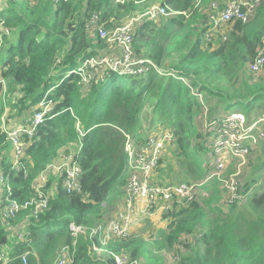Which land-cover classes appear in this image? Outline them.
I'll list each match as a JSON object with an SVG mask.
<instances>
[{
    "label": "trees",
    "instance_id": "1",
    "mask_svg": "<svg viewBox=\"0 0 264 264\" xmlns=\"http://www.w3.org/2000/svg\"><path fill=\"white\" fill-rule=\"evenodd\" d=\"M195 2L162 0L170 11L179 13L159 22L144 20L134 27L132 48L135 56L148 62L144 73L127 75L105 69L83 81L71 72L78 59L82 62L104 50L103 41L87 32V24L96 27L92 16L108 30L141 13L143 6L113 0H4L0 6V80L7 93L17 95L16 101L8 99V106L20 116L33 114L43 100L50 101L52 108L31 138H25L20 168L15 167L12 145L0 122V264H52L60 246L72 242L71 222L90 227L101 221L103 203L126 189L124 144L127 135L136 140L144 137L141 117L147 103L152 118L149 130H171L169 146L184 176L176 182L205 179L214 171L215 133L200 129L204 102L215 97L219 111L239 109L247 118L252 113L264 114L263 71L253 74L248 69L264 44V0L248 20L229 21L227 31L211 34L209 42L204 37L209 33L210 14L216 10L206 13ZM207 118L212 123L219 119ZM72 147L73 161L80 168L79 189L65 191L61 177L54 194L46 196L42 188L47 205L36 216L31 215L32 205L6 218L4 211L10 203L37 198L33 185L38 173ZM258 148L257 176L237 183L243 196L262 182L258 193L244 203H230L224 179L214 177L205 185L209 194L204 199L162 213L170 220L168 230L158 231L152 248L171 250V256L178 257L175 264H264V139ZM162 170L166 169L159 165L157 176L161 177ZM94 243L100 255L89 251L93 247L89 239L79 236L71 264H114L112 253L128 262L150 256L141 237ZM26 251L23 263L20 256ZM152 256L148 264H163Z\"/></svg>",
    "mask_w": 264,
    "mask_h": 264
},
{
    "label": "built area",
    "instance_id": "2",
    "mask_svg": "<svg viewBox=\"0 0 264 264\" xmlns=\"http://www.w3.org/2000/svg\"><path fill=\"white\" fill-rule=\"evenodd\" d=\"M126 0H115L117 3H123ZM260 0H229L228 6L221 13L211 15L213 26H221L229 21L240 20L246 21L250 18L253 10L258 5ZM225 8V7H224ZM179 11H170L169 8L154 5L148 8L144 13L131 17L130 21L122 23L112 29H105L103 26H98L96 16H92L91 22L97 27V37L103 42L110 45V50L104 49L81 62L77 68L71 72L79 74L83 81L93 79L99 70H111L120 74L139 75L148 69V62L141 57L135 56L132 48V39L134 34L135 22L144 20H156L159 17L171 14H177ZM187 16V15H186ZM212 26V27H213ZM212 30V29H211ZM207 41L211 38V33L206 35ZM147 64V65H146ZM264 68V44L258 49L254 59L248 64V69L253 74L259 73ZM52 108L50 101H40L36 106V111L32 116L18 123L11 129H2L5 131L8 140L11 142L14 153V164L16 168L19 166V158L23 156L24 140L31 138L35 128L42 123L45 114ZM246 117L239 111H232L226 117L218 119L214 124L220 128H224L226 119L228 120V129L234 130L245 124ZM3 123V122H2ZM227 127V126H226ZM247 141L245 146L246 153L243 159V164H238L237 171L241 169L247 162V156L257 145L259 140L264 139V114L257 117L254 121L246 124ZM216 134L214 135V137ZM254 140L255 142H253ZM171 130L164 127L150 129L144 134L142 140H136L133 137L126 136L124 150L127 156L128 179L126 183V200L124 202V210H119L113 218L101 220L90 227L76 225L71 222L68 225L70 235L72 236L71 244H63L57 251L56 257L52 264H71L75 256L76 239L82 232L87 234V238L92 242V249L101 252L100 248L95 246V238L100 244H105L111 239H125L131 234L130 218L136 208L137 202H143L147 211H152L159 202L161 212H172L177 206H186L189 202L200 199V194L204 186L211 182L214 177L218 179L222 175V164L224 160L218 157L228 147V136L218 133L213 141L212 150L214 153L213 164L214 171L205 179L188 182H177L169 184H160L154 180V175L160 165L163 153L166 147L171 144ZM252 142V143H250ZM228 151L233 159H238V155ZM237 164H235L236 166ZM56 173V178L59 180L62 177L61 186L67 191H76L79 189L80 168L73 161V157L69 160L68 156H61L56 162L49 166ZM46 177L43 174L39 175V182H34V189L37 192V198L25 201L23 204L15 202L10 203L4 211L6 218L13 216L18 210L32 206L31 215L36 216L38 212L44 210L47 205V198L43 193L42 188L46 184ZM224 185L230 191L229 202H240L242 196L238 193V180L231 175L226 180H223ZM57 185V182H55ZM21 238V235H19ZM28 251L24 252L20 257L23 263H26ZM111 254V253H110ZM6 260V254H2ZM114 264H139L137 260H131L122 257L121 255L112 253Z\"/></svg>",
    "mask_w": 264,
    "mask_h": 264
},
{
    "label": "rangeland",
    "instance_id": "3",
    "mask_svg": "<svg viewBox=\"0 0 264 264\" xmlns=\"http://www.w3.org/2000/svg\"><path fill=\"white\" fill-rule=\"evenodd\" d=\"M155 0H153L152 2H154ZM156 2V1H155ZM4 5V0H0V6ZM173 15V14H171ZM171 15H167V16H171ZM167 16H162V17H167ZM161 18V17H159ZM158 18V19H159ZM163 63L167 64L168 63V59L164 58L163 59ZM263 74H264V69L262 70ZM103 72V70H99L98 75H100ZM8 99H10V101H16L17 99V95L16 93L12 94L11 93H7L6 92V84L4 83V81H1V85H0V104L1 106H3V112L0 115V122H3L2 120H5L6 118L8 120H10L9 122V126H13L17 119V116L20 115H15L16 110L15 109H10L9 108V103H8ZM204 100L203 97H199V100ZM218 100L217 98H212L208 103L204 102V109H203V116L201 118H199V122H200V129L203 131L206 130H212L216 136H218V133H222L223 135H227L228 136V147L226 150H224V152L218 157L220 160H224V163L222 164V168H221V172H224L220 178L226 180L227 178H229L231 175L235 176L237 178V180L239 182H242L244 178H246L247 182H248V178L251 176L252 178L255 177V175L257 176V172L258 168H259V148H258V143L255 142L254 140H252L253 142L257 143V145L255 147H253L251 153V156L249 155L248 159L250 158V162L249 163H245V166L242 167L239 171H237V166L238 164H243V159L245 157V153H246V149L245 147H241V145L245 146L246 144H248L247 141V127L246 124L252 122L255 120L256 117H258L259 115L257 113H252L251 117H249L248 119H246L244 122L245 124L239 128H236L234 130H230L228 129V120L226 119L225 121V126L224 128H220L218 126H216L214 123L210 122V120H208L207 117H211V116H217L219 117V119H222L223 116L226 117L229 113L222 110L219 111L218 107L216 106ZM235 107H232L230 109H233ZM8 109V110H6ZM241 114H243L242 111H240ZM30 114V113H29ZM257 115V116H255ZM207 116V117H206ZM255 116V117H254ZM201 119L203 120V122L201 123ZM19 121V120H18ZM155 122H158L157 120H155ZM152 123V118H151V109L149 107V104L147 103L146 107L143 109L142 111V117H141V126L143 127V133L145 134V132L149 131V126ZM215 136V137H216ZM215 137L213 138V141L215 140ZM252 143V142H250ZM74 147V145H72ZM69 148L68 151L71 153L75 152L74 148ZM231 148V152L234 153L235 155H238L239 157H236L238 159H233L232 155L230 153H228V151ZM236 163L237 165L235 166ZM232 164H234V168L232 166ZM166 169V170H162L159 171L161 173V177H159V175L157 176V174L155 173L154 175V180L157 183L160 184H168L169 182H173V183H177L174 181H179L180 179H182L184 176L182 175V171L180 170V168L176 165L175 163V157L173 155L172 152V148L171 146H167L166 150L163 153V157L161 158V162H160V169ZM169 176V177H168ZM174 178V179H173ZM174 181H173V180ZM171 183V184H173ZM257 183V182H256ZM255 183V184H256ZM253 185L252 188L245 193V195L242 196L240 203H244V201L246 200V198L248 199L250 196H252L253 194H256L259 192L260 188L262 187V182L258 183L256 185ZM46 192L47 194H50V192H52V188L47 187L46 188ZM54 194V192H53ZM161 204H158V207L155 208L153 211L157 210L160 212L162 215V210L159 208ZM109 211H112V207H109ZM114 209V208H113ZM143 222V219L141 220ZM136 231L138 232L139 229L137 228ZM134 234H136V232H133ZM149 234V233H148ZM145 235V237L148 236ZM81 237L87 238V234L85 232H82ZM187 244H190L188 242V240H186ZM146 247H149V245L147 244ZM92 249V248H91ZM93 250V249H92ZM96 251V250H95ZM98 253V251H97ZM102 252H100L101 254ZM154 255L155 258L162 260L163 264H175V260L178 258L176 257V255L171 256V250L166 249V248H161V249H153V250H149V259H147L146 254L143 255V257L139 260L142 264H148L149 261H153V256Z\"/></svg>",
    "mask_w": 264,
    "mask_h": 264
},
{
    "label": "crops",
    "instance_id": "4",
    "mask_svg": "<svg viewBox=\"0 0 264 264\" xmlns=\"http://www.w3.org/2000/svg\"><path fill=\"white\" fill-rule=\"evenodd\" d=\"M129 1H133L135 3H139V5L143 6V11H141V13H135L131 17H134L136 15L144 13L148 8H150L151 6H154V5H160V6L167 7L166 5L161 4L162 0H155L156 2L155 1L152 2L153 0H126L123 3L129 2ZM113 2L117 3V2H115V0H113ZM228 3H229V0H211L206 5H203L201 3V0H196L194 6L195 7L204 6L203 11L206 12V13H208L210 11H213V10H216L215 13L210 14V16H211V15H216L217 13H221L222 11H224L226 9V7L228 6ZM120 4H122V3H120ZM167 8H169V7H167ZM131 17L127 18L123 23L130 21ZM163 18H166V17H161L159 19H156L155 22H159ZM142 22L136 21L135 22V27L140 25V24H142ZM212 26H213V21L211 20L209 33L213 34L214 36H216V35H218L220 33H223L225 31H227V29H228L227 23H224L221 26H219V25L218 26H213V27ZM134 30H135V28H134ZM87 32H90L92 35L95 34L96 37H97V27L91 28L90 25L87 24ZM207 34L208 33H206V35ZM204 40H205V42H209L210 41V40L207 41V37L206 36L204 37ZM103 43H104V48H102V49H106V50L109 51L110 50V45L105 43V42H103ZM80 62H81V60L78 59V63H77L76 66H78L80 64ZM35 108L36 107H34V109ZM6 110H8V109H6ZM224 111H226L228 113L232 112V111H229L228 109H225ZM234 111H239L240 112L239 109H234ZM262 115L263 114H259V116H262ZM31 116H32V114L29 115V113L27 115L24 114V115H21V116H17V119H16L15 123L18 124V122H20L18 120H20V119H22L23 121H26ZM255 116H257V115H255ZM2 121H3V123L1 122V128L2 129H9V127H8L9 125L8 124H9L10 120H8L6 118L5 120H2ZM11 154L14 157V153H13L12 147H11ZM67 156H68L69 160H71L72 157H73V154L68 151L67 152ZM55 161H57V160L55 159ZM50 164H48L43 170H41L38 173V175L36 176L35 180H34V182L38 183L40 174H43L46 177L47 181H46L45 187H43L44 190H45L46 196L51 195L54 192V190L56 189L55 188V182H58V180L56 178L57 175H56L55 171H53L49 167ZM242 170H243V168H242ZM245 179L246 178L243 179V182H245ZM50 181H52V184H51ZM49 182H50V186H47V184ZM174 182H176V181H174ZM169 183H173V182H169ZM47 187L52 188V192H50V194H47V192H46V188ZM208 194H209V186H205L202 189V191H201L200 199H204ZM125 200H126V192H125V190L123 188L122 192L120 194H117L109 202L103 203V209H104L105 213H104L103 217L101 218V220H108L109 218H113L119 210H124L125 207H124L123 204H124ZM158 204H162V202H159ZM158 204L155 207H157ZM109 207H112V211L111 212L109 211L110 210ZM153 210L152 211H147L145 209V206H144L143 202H141V201L137 202L136 208H135V210L133 212V215L130 218V222H131L130 228H129L130 234L132 236H135V237H141L144 240V242H145V247H146L147 244L149 245V247H146L147 250H153V248L151 246V243H152L153 240H155L157 238L158 231L159 230H168L167 226H168V223L170 222V220L168 218H164L160 213H158V212H160V210L159 211H157V210L153 211ZM142 219H143V222L141 221ZM24 225H26V224H24ZM137 228L139 229L138 232L136 231ZM134 231L136 232V234L133 233ZM147 234H148V236L145 237V235H147ZM94 240H98V239L95 238ZM90 242H91V240H90ZM91 244H92V242H91ZM89 251H95V250H92L91 247H89ZM95 252L97 253V251H95ZM97 255H100V252H98ZM137 261H138L139 264H142L139 260H137Z\"/></svg>",
    "mask_w": 264,
    "mask_h": 264
},
{
    "label": "bare ground",
    "instance_id": "5",
    "mask_svg": "<svg viewBox=\"0 0 264 264\" xmlns=\"http://www.w3.org/2000/svg\"><path fill=\"white\" fill-rule=\"evenodd\" d=\"M0 82H1V80H0Z\"/></svg>",
    "mask_w": 264,
    "mask_h": 264
}]
</instances>
